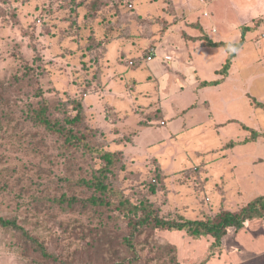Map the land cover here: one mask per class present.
I'll list each match as a JSON object with an SVG mask.
<instances>
[{"label": "rangeland", "instance_id": "374dc122", "mask_svg": "<svg viewBox=\"0 0 264 264\" xmlns=\"http://www.w3.org/2000/svg\"><path fill=\"white\" fill-rule=\"evenodd\" d=\"M251 10L242 0H0V217L25 230L0 226V264H234L226 240L156 229L139 207L215 221L264 195V162L251 161L264 138L244 143L264 132V12ZM244 27L226 76L216 74L228 53L201 39L238 43ZM42 111L72 140L41 126ZM98 179L105 193L84 184Z\"/></svg>", "mask_w": 264, "mask_h": 264}, {"label": "trees", "instance_id": "16d2710c", "mask_svg": "<svg viewBox=\"0 0 264 264\" xmlns=\"http://www.w3.org/2000/svg\"><path fill=\"white\" fill-rule=\"evenodd\" d=\"M249 31L248 27H244L241 31V39L238 43H221V42H213L206 37L202 38L203 46L205 47H221L226 50L228 53V57L222 67V69L216 71V74H219L221 76H226L228 69L230 68L231 60L235 57V53L241 48L243 44V36L244 33ZM220 84V80H215L211 82H202L201 86H216ZM255 106L259 108L264 109V104L255 102ZM83 111L81 104H78L77 106V113L76 115L68 120L66 124L72 125V127H75L82 123L83 121ZM38 122L41 126H45L54 133L61 135L62 137H65L67 140H72L74 135L72 134L71 130H66L65 125L59 124L56 121H52L43 111L38 113ZM258 137L264 138V132L258 133L253 130H250V136L245 139L244 142H252L255 141ZM232 147V145L230 146ZM112 155L107 153L104 154V159L107 161V165H110L112 163L111 161ZM85 186L95 188V190L100 191L102 193H105L107 190L106 185L104 184V181L102 179H98L96 182L93 183H84ZM68 202V200H59L58 205L61 206L63 203ZM72 203V200L69 201L67 204L70 206ZM89 203L93 205H100L104 206L105 202H103L101 199L91 198L89 200ZM150 207V206H149ZM143 211H146V208L148 209L147 212L143 216V221H146L150 223L153 227L156 229H165L168 231H183L188 236L193 238H199V237H205V236H211L214 239L215 246L220 245L221 239L223 236H225L226 231L228 228H234L236 231L241 229L246 221H251L255 219H264V195L255 198L251 202L247 203L245 206H243L239 211L237 212H223L218 215L215 221L212 220H190V219H184L182 217L168 220L161 217H158L154 214L153 210H150V208L142 205L139 207ZM142 220V219H141ZM0 226L2 227H10L12 229H15L19 232L24 233V229L20 227L14 220H5L0 217ZM32 242H34L35 238H29ZM40 247L41 254L43 256H47L44 248ZM121 264V263H120Z\"/></svg>", "mask_w": 264, "mask_h": 264}, {"label": "crops", "instance_id": "0c3cea01", "mask_svg": "<svg viewBox=\"0 0 264 264\" xmlns=\"http://www.w3.org/2000/svg\"><path fill=\"white\" fill-rule=\"evenodd\" d=\"M215 1V0H210ZM234 0H232L233 2ZM240 1V0H238ZM245 1V13L252 12V8L255 11L252 16H261L264 12V0H242ZM208 39V38H207ZM213 42L228 43L222 41ZM262 138V137H259ZM249 142V143H254ZM245 143V142H244ZM257 160V161H255ZM253 163L264 162V157L252 158ZM245 228L234 233L233 228H228L225 236L221 239V244L223 246V241H227L224 248V255L228 259H232L234 264H264V220L255 219L251 221H246L244 223Z\"/></svg>", "mask_w": 264, "mask_h": 264}, {"label": "built area", "instance_id": "2783aa9c", "mask_svg": "<svg viewBox=\"0 0 264 264\" xmlns=\"http://www.w3.org/2000/svg\"><path fill=\"white\" fill-rule=\"evenodd\" d=\"M155 57V53L153 50H151L147 55L146 57L144 58V62H151Z\"/></svg>", "mask_w": 264, "mask_h": 264}]
</instances>
